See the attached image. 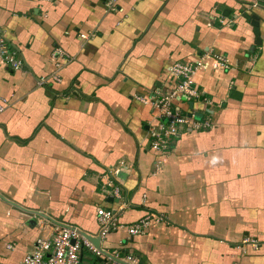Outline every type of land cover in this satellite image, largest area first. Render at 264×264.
I'll return each instance as SVG.
<instances>
[{
	"label": "crops",
	"instance_id": "crops-1",
	"mask_svg": "<svg viewBox=\"0 0 264 264\" xmlns=\"http://www.w3.org/2000/svg\"><path fill=\"white\" fill-rule=\"evenodd\" d=\"M241 8L118 0L109 12L104 0H0V33L22 59L16 72L0 59V264H20L55 224L98 237V208L117 209L122 225L148 214L165 221L100 238L111 258L83 249L81 264H129L126 255L137 264H264V0L251 14L259 45ZM56 47L69 56L58 71ZM204 51L227 62L194 78L211 104L191 107L212 112L214 126L156 153L154 114L134 96ZM55 71L58 83L37 86ZM116 169L120 211L102 183Z\"/></svg>",
	"mask_w": 264,
	"mask_h": 264
},
{
	"label": "built area",
	"instance_id": "built-area-1",
	"mask_svg": "<svg viewBox=\"0 0 264 264\" xmlns=\"http://www.w3.org/2000/svg\"><path fill=\"white\" fill-rule=\"evenodd\" d=\"M242 3L241 14L248 20L252 12L261 6L262 0H239ZM118 0H104L107 11L116 10ZM81 39L85 37L80 35ZM69 56L59 47L53 48L51 61L56 70L68 61ZM0 59L6 64L8 70L16 72L22 67V59L17 46L8 42L0 33ZM210 67L213 69H226L227 62L224 55H216L204 51L191 62L173 63L166 68L160 85L151 93L142 96H134V99L142 104L148 105L153 115V124L149 128L148 140L151 150L163 154L169 149L173 138L180 136L182 132L208 131L213 128L212 112L204 111L197 116L191 104L202 102L211 104L205 93L200 91L194 84V78L201 70ZM55 71L47 79H39L37 86L47 82H59L58 72ZM4 103V101H2ZM3 111V104H0V112ZM121 170H107L105 181L102 182L107 194L121 206L119 211L127 206L126 199L118 185L116 175ZM116 179V180H115ZM117 209L98 208L96 220L99 226V237L105 239L110 233L123 228L129 236L141 235L152 222L165 221L157 214H148L139 222L133 225L119 224L116 217ZM53 223L54 221L51 220ZM245 242H248L246 240ZM254 245L253 241H250ZM7 250L13 249L9 244ZM86 249L94 257H104L79 233L77 228L55 224L52 235L48 238H38L32 244V249L22 258L20 264H81L82 251ZM124 260L129 264H137L138 259L126 255Z\"/></svg>",
	"mask_w": 264,
	"mask_h": 264
},
{
	"label": "water",
	"instance_id": "water-1",
	"mask_svg": "<svg viewBox=\"0 0 264 264\" xmlns=\"http://www.w3.org/2000/svg\"><path fill=\"white\" fill-rule=\"evenodd\" d=\"M250 25L251 27H253V33L254 35L257 37L256 38V44L259 45L260 44V41L258 39L259 37V33H258V22H257V17L255 15H251L250 16ZM80 235L85 239L87 240L96 250H98L101 254H103L104 256L106 257H110V255L106 254V252H104L103 250H101L100 248V237H92V236H89L87 234H84L83 232H80ZM100 260H98L99 262Z\"/></svg>",
	"mask_w": 264,
	"mask_h": 264
},
{
	"label": "trees",
	"instance_id": "trees-1",
	"mask_svg": "<svg viewBox=\"0 0 264 264\" xmlns=\"http://www.w3.org/2000/svg\"><path fill=\"white\" fill-rule=\"evenodd\" d=\"M96 257H94V259H95Z\"/></svg>",
	"mask_w": 264,
	"mask_h": 264
}]
</instances>
